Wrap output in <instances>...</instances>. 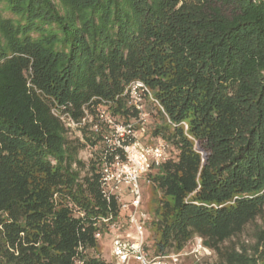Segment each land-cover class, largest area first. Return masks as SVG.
<instances>
[{"label": "trees", "instance_id": "trees-1", "mask_svg": "<svg viewBox=\"0 0 264 264\" xmlns=\"http://www.w3.org/2000/svg\"><path fill=\"white\" fill-rule=\"evenodd\" d=\"M136 80L171 122L152 132L172 146L149 187L152 252L199 237L219 264H264V0H0V264H74L80 244L109 264L99 164L79 160L103 131L82 143L51 111L129 118Z\"/></svg>", "mask_w": 264, "mask_h": 264}, {"label": "built area", "instance_id": "built-area-1", "mask_svg": "<svg viewBox=\"0 0 264 264\" xmlns=\"http://www.w3.org/2000/svg\"><path fill=\"white\" fill-rule=\"evenodd\" d=\"M124 98L130 111L129 118L113 114L110 106L114 102L101 101L94 114L85 106L84 115L79 119L59 107L51 111L69 134L82 143H85V128L96 134L103 131L99 144L87 145L79 154L86 170L92 161H98L99 187L108 204L107 214L93 222L94 240L100 246V252L104 254V248L110 246L112 260L109 264H182L190 257L200 263L204 258H211L214 251L207 248L199 237L178 253L155 255L150 251L146 234H150L154 216L144 210L142 182L147 187L153 185V177L163 173L172 146L162 135L150 133L149 120L163 114L171 122L144 82H131ZM113 202L117 210L112 209ZM94 252L90 246L80 244L74 264H87L88 256Z\"/></svg>", "mask_w": 264, "mask_h": 264}, {"label": "rangeland", "instance_id": "rangeland-1", "mask_svg": "<svg viewBox=\"0 0 264 264\" xmlns=\"http://www.w3.org/2000/svg\"><path fill=\"white\" fill-rule=\"evenodd\" d=\"M163 118L162 116H155V118H152L149 120V130L150 133L154 131V129L158 126H161L163 124ZM143 200H144V210L148 211L152 216H154V212L152 210V206H154V201L152 194L150 192V188L147 187L143 182ZM146 237L148 239V247L150 248V251H152V239L151 235L149 233L146 234ZM239 244L245 243V244H253L255 242L254 237V229L252 227L248 228L244 234L239 239ZM104 256L108 261L112 260L111 252H110V246L104 248ZM197 263V261L194 259V257L185 258L182 262V264H194ZM199 264H219V257L216 252H214V255L211 258H204Z\"/></svg>", "mask_w": 264, "mask_h": 264}]
</instances>
